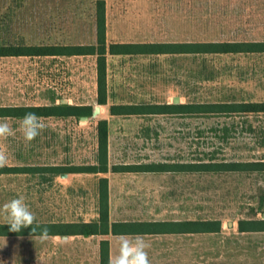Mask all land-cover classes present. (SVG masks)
<instances>
[{
	"label": "rangeland",
	"instance_id": "1",
	"mask_svg": "<svg viewBox=\"0 0 264 264\" xmlns=\"http://www.w3.org/2000/svg\"><path fill=\"white\" fill-rule=\"evenodd\" d=\"M97 0H0V43L96 40ZM107 41L226 42L264 40V0H105ZM98 24V23H97ZM107 103L96 101L94 55L0 56V105L90 104V115L39 116L44 130L26 144L23 117H0L15 135L0 139V206L16 198L37 221L97 216L99 179L107 178L111 218H218L224 232L155 242L154 264H222L219 251L238 219L264 218V171H113V165L264 158V112L111 115V103L264 101V52L106 55ZM99 108V110H97ZM108 122L107 167L96 126ZM34 167V169H33ZM29 168V169H28ZM0 222H3L0 219ZM239 242L231 247L241 249ZM245 250V248H243ZM236 254V252H235ZM223 258V257H221ZM234 264H236L233 258Z\"/></svg>",
	"mask_w": 264,
	"mask_h": 264
},
{
	"label": "trees",
	"instance_id": "2",
	"mask_svg": "<svg viewBox=\"0 0 264 264\" xmlns=\"http://www.w3.org/2000/svg\"><path fill=\"white\" fill-rule=\"evenodd\" d=\"M97 29L96 41L89 44H2L0 43V56H43V55H72L93 54L96 64V101L99 104L107 103L106 55L107 54H150V53H182V52H249L264 51V41H212V42H110L106 43L105 28L103 24V0H97ZM90 104L70 105H0V117H24L28 112L37 116H67L90 115ZM174 110L184 113H230V112H264V101H201L177 103H111L108 111L111 115L153 114L170 112ZM97 152L100 164L74 165V171H103L107 167L108 149V122L100 118L96 126ZM27 168L22 166H6L0 172H24ZM29 169V168H28ZM34 169V167H33ZM113 171H155V170H187V171H264V158L256 160H221V161H195L135 163L113 165ZM98 218L88 222H58L59 232L67 233H105L109 228L107 178L99 179L98 189ZM221 221L218 218L196 219H158L139 220L131 222H113L112 231L118 226L134 227L142 232H212L218 231ZM9 225L0 222V234L9 233ZM241 230L264 229V218L238 219ZM106 250L101 247V264H104Z\"/></svg>",
	"mask_w": 264,
	"mask_h": 264
},
{
	"label": "crops",
	"instance_id": "3",
	"mask_svg": "<svg viewBox=\"0 0 264 264\" xmlns=\"http://www.w3.org/2000/svg\"><path fill=\"white\" fill-rule=\"evenodd\" d=\"M97 5L94 6V20L96 21L97 27ZM106 17H107V4L103 0V24L105 28V40L106 43L110 42H155V41H107L106 33ZM96 39V38H95ZM96 40L89 42L95 43ZM253 41H264V40H253ZM89 43H76V44H89ZM48 44V43H47ZM68 44V43H66ZM74 44V43H71ZM255 52V51H249ZM264 52V51H259ZM72 55H92L93 54H72ZM115 55V54H107ZM122 55V54H117ZM129 55V54H125ZM43 56H71V55H43ZM95 58V55H94ZM99 110V108H97ZM108 201V194H107ZM110 207L108 205V221L109 228L105 233H67L63 234L59 232L60 227L56 226L58 222H88L97 220L98 218V207L97 216L91 219H76V220H50V221H37L41 228H37L35 241L32 239V226L28 228H22L19 233L9 232L0 234V264H101V247H104L107 254L104 260V264H109L110 257H115L118 254L119 240L121 237L135 238L141 236L147 243L150 244L148 251V258L150 264H154L152 255L155 249V242L148 241L157 236L161 235H174L175 237L188 234L198 233H230L223 231V225L221 223L218 231L212 232H162V233H150L142 232L134 227L118 226L116 231H112L111 223L113 222H131L139 220H151V219H128L122 218H111ZM187 219V218H185ZM155 220V219H152ZM172 220H181V218H172ZM47 228V238L41 241L39 234L42 228ZM230 231H237V234L228 237L229 246L227 249L220 252L217 258L222 264H234L233 258L236 264H264V229H248L241 230L237 226H231ZM235 242H239L241 249L234 250L231 245ZM151 247L153 251L151 250ZM245 248V250H243ZM236 252V254H235ZM154 256V255H153ZM223 257V258H221ZM220 264V263H219Z\"/></svg>",
	"mask_w": 264,
	"mask_h": 264
},
{
	"label": "clouds",
	"instance_id": "4",
	"mask_svg": "<svg viewBox=\"0 0 264 264\" xmlns=\"http://www.w3.org/2000/svg\"><path fill=\"white\" fill-rule=\"evenodd\" d=\"M45 125L34 112H28L20 122V131L26 144H30L43 130ZM15 132L7 121H0V139L14 136ZM9 163L7 153L0 149V168ZM0 219L3 224L9 225V231L19 233L22 228L32 226V239L41 225L37 222L35 214L30 210L23 195H18L0 206ZM47 228H42L39 239L47 238ZM150 244L141 236L135 238L121 237L119 240L118 254L110 257L109 264H150L148 249Z\"/></svg>",
	"mask_w": 264,
	"mask_h": 264
},
{
	"label": "water",
	"instance_id": "5",
	"mask_svg": "<svg viewBox=\"0 0 264 264\" xmlns=\"http://www.w3.org/2000/svg\"><path fill=\"white\" fill-rule=\"evenodd\" d=\"M173 102H174V103H177V102H179V99H178V97H177V96H174V97H173ZM262 215H263V217H264V212H263V214H262Z\"/></svg>",
	"mask_w": 264,
	"mask_h": 264
}]
</instances>
